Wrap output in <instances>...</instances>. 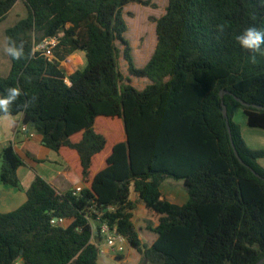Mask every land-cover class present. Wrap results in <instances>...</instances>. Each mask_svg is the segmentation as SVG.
Returning a JSON list of instances; mask_svg holds the SVG:
<instances>
[{"label":"trees","instance_id":"1","mask_svg":"<svg viewBox=\"0 0 264 264\" xmlns=\"http://www.w3.org/2000/svg\"><path fill=\"white\" fill-rule=\"evenodd\" d=\"M19 1L28 15L5 37L6 45L24 43L25 58L7 54L0 97L12 87L21 95L0 116L22 115L46 147L65 158L74 154L69 171L82 190L61 193L38 176L23 206L0 213V264H98L102 237L93 225L102 224L116 227L150 264H259L264 180L236 157L223 105L240 156L264 178V150L250 149L234 121L241 109L249 126L264 129V56L252 63L235 39L249 26L264 28V0H169L143 68L135 66L123 12L149 1L0 0V22ZM49 38L58 40L51 58L34 50ZM77 52L85 53L86 66L68 74L62 63ZM121 55L131 76L150 81L145 89L123 75ZM104 119L118 122L112 132L118 139L123 130L126 141L114 144L96 175L111 145ZM22 165L13 144L5 147L1 183L19 189ZM167 179L184 181L185 204L162 199ZM132 191L159 217L151 246L134 222ZM53 218L70 224L53 225Z\"/></svg>","mask_w":264,"mask_h":264},{"label":"crops","instance_id":"2","mask_svg":"<svg viewBox=\"0 0 264 264\" xmlns=\"http://www.w3.org/2000/svg\"><path fill=\"white\" fill-rule=\"evenodd\" d=\"M1 57L0 63L1 60L4 59L3 65L5 67V63L7 62L6 53ZM62 65L68 74H72L77 70L83 69L86 66L85 53L77 52L71 55L62 63ZM237 111H241L244 114L241 109H237ZM240 122L241 123H239V125L242 129V136L248 147L252 150H264V129L256 128L257 130H247L246 125L248 127L250 126L248 125L246 116L244 120ZM117 124L118 122L112 119H104L102 122V125L111 141V145L108 147V151L105 152L96 163V175L108 166V158L113 151L115 146L114 144L126 141V135L123 130L122 133L118 135V139L115 138V133H113L112 130L117 126ZM112 140H114V142H112ZM11 144H13L16 152L23 160V165L18 170L21 187L18 189L11 186H5L0 181V213H9L23 206L27 201L26 193L38 176L53 185L61 193H66L72 189L82 186L74 184L69 171V160L71 161L75 159V155L67 152V159L63 155H60L46 147L41 135L31 129H28L22 124V115L0 116V165L1 153L3 149ZM259 163L264 168V159H261ZM161 191L162 199H166L173 204L183 205L189 200L188 192L185 188L184 181L182 180L178 181L174 179H167L163 183ZM131 200L136 202L134 222L139 229L140 238L144 244L151 246L157 237L153 228L158 226L159 217L150 212L143 203L137 201L138 194L134 191L131 193ZM126 254L127 253L122 255L123 259H121V261L125 264L129 262ZM131 255H134V258L137 260L140 259L142 261L143 259V256L133 249L130 256ZM107 256L116 258L110 254ZM148 264L150 263L148 262Z\"/></svg>","mask_w":264,"mask_h":264},{"label":"rangeland","instance_id":"3","mask_svg":"<svg viewBox=\"0 0 264 264\" xmlns=\"http://www.w3.org/2000/svg\"><path fill=\"white\" fill-rule=\"evenodd\" d=\"M149 1L150 5H143L141 3H132L125 7L124 9V19L128 26V31L125 34V38L129 41L130 46L133 50L134 63L137 68H143L151 56L153 55L157 46V20L166 14V10L169 4V0H142ZM28 10L22 1H19L16 6L8 13L5 20L0 22V58L4 55L6 47V37L5 31L13 27L20 19L27 17ZM122 48V46H120ZM7 55V53H6ZM3 60L0 63V75L7 76L10 71V60L8 55L6 57V66L3 65ZM121 71L126 78H129L131 84L137 89H144L149 81L147 79H140L135 76H131L128 70V63L124 60L121 55ZM8 64V66H7ZM3 65V66H2ZM234 113V121L236 123H241L245 116L241 111ZM246 129H255V127H248ZM262 129V128H260ZM132 249L127 248L126 256L129 262L126 264H148V261L144 258L142 261L140 259L134 258L131 255ZM134 253V252H133ZM108 254L100 256L98 264H125L120 259L108 257ZM147 261V262H146Z\"/></svg>","mask_w":264,"mask_h":264},{"label":"clouds","instance_id":"4","mask_svg":"<svg viewBox=\"0 0 264 264\" xmlns=\"http://www.w3.org/2000/svg\"><path fill=\"white\" fill-rule=\"evenodd\" d=\"M218 30L223 33L224 25H218ZM240 47L251 53L250 61L256 62L257 55L264 56V28L249 26L235 37ZM5 52L15 60L25 58L24 43L19 45L14 40H10L5 47ZM31 53L29 54V57ZM21 95V90L12 87L7 90V94L0 97V111L8 112L9 107Z\"/></svg>","mask_w":264,"mask_h":264},{"label":"built area","instance_id":"5","mask_svg":"<svg viewBox=\"0 0 264 264\" xmlns=\"http://www.w3.org/2000/svg\"><path fill=\"white\" fill-rule=\"evenodd\" d=\"M58 40L57 38H49L45 39L42 43L35 47V51L43 52L46 56L52 57L51 51L57 46ZM26 127V126H25ZM25 130V128H24ZM82 190V187H78L76 189V193H79ZM52 224L68 227L70 224V220L65 218H53ZM93 228L97 233L100 232L102 241L98 243V248L100 252V256L105 254H110L119 258L124 255L129 247L127 239L118 232L116 227H110L108 224H102L99 229L97 226L93 225Z\"/></svg>","mask_w":264,"mask_h":264},{"label":"water","instance_id":"6","mask_svg":"<svg viewBox=\"0 0 264 264\" xmlns=\"http://www.w3.org/2000/svg\"><path fill=\"white\" fill-rule=\"evenodd\" d=\"M227 94V92L225 91H222L221 92V97L222 99L224 98V96ZM242 105L244 106H253V107H257V108H262V107H259V106H256V105H251V104H248L247 102L241 100V99H237ZM223 114H224V117L226 119V122H227V126H228V130H229V133H230V137H231V142H232V146H233V149H234V152H235V155L236 157L238 158V160L245 166H247L258 178L260 179H263V176L260 175L253 167L249 166L244 160L243 158L240 156V153L239 151L237 150L236 146H235V143H234V140H233V137H232V130H231V126H230V121H229V114H228V108L226 105H223ZM264 263V259L261 260L259 262V264H263Z\"/></svg>","mask_w":264,"mask_h":264}]
</instances>
